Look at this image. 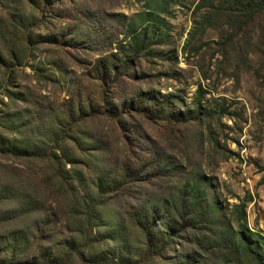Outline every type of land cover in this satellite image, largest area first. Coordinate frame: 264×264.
I'll return each mask as SVG.
<instances>
[{
	"label": "rangeland",
	"instance_id": "1",
	"mask_svg": "<svg viewBox=\"0 0 264 264\" xmlns=\"http://www.w3.org/2000/svg\"><path fill=\"white\" fill-rule=\"evenodd\" d=\"M218 5L0 0V264L245 262L239 228L264 238V10L240 31Z\"/></svg>",
	"mask_w": 264,
	"mask_h": 264
},
{
	"label": "trees",
	"instance_id": "2",
	"mask_svg": "<svg viewBox=\"0 0 264 264\" xmlns=\"http://www.w3.org/2000/svg\"><path fill=\"white\" fill-rule=\"evenodd\" d=\"M218 6H220L219 10H231L230 14L232 16H236L235 18L239 21V29L241 31L242 28H244L249 22L253 21L254 18L261 13V11L264 10V0H217ZM167 104V103H166ZM165 103L163 104V106ZM169 111V110H168ZM168 116L171 120L177 121V122H189L192 120V118L199 117L198 108L195 110H189V111H181V112H168ZM196 114V116H193V114ZM177 118H174V117ZM169 119V120H170ZM170 120V121H171ZM56 154H52L51 160L55 162ZM262 183L264 184V175L262 177ZM184 199L177 200L176 203H174V209L177 212L176 217H179L180 220L186 222L187 220H190L189 213L191 212L188 210V205L185 204ZM237 211L239 214V221L243 220L245 218V206L244 205H238ZM207 212H212L211 207L208 205L205 206L204 213L207 214ZM176 219L174 216L172 219H168L166 221V229H168L172 236H176L178 233H180V228H176ZM182 224V223H180ZM236 232V238L238 239V248L242 251V257L246 258L245 262L242 261V264H264V238L260 236L259 234H252L250 237L245 238L243 231L241 230V227ZM171 243V238L168 239V244ZM13 252V251H11Z\"/></svg>",
	"mask_w": 264,
	"mask_h": 264
}]
</instances>
